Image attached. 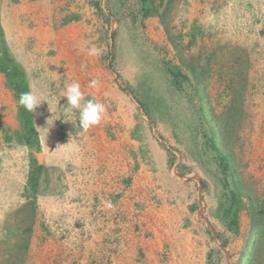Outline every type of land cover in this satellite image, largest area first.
Returning a JSON list of instances; mask_svg holds the SVG:
<instances>
[{
	"label": "rangeland",
	"instance_id": "obj_1",
	"mask_svg": "<svg viewBox=\"0 0 264 264\" xmlns=\"http://www.w3.org/2000/svg\"><path fill=\"white\" fill-rule=\"evenodd\" d=\"M102 1H98L100 5ZM191 2L203 6L197 15L190 12ZM108 4L117 10L116 18ZM151 5L157 10L151 17L157 21L146 23L137 14L141 8L138 0H104L105 13L100 15H107V22L101 18L107 29L98 28L93 36L109 40L106 58L111 56V61L107 63L130 104L148 122L156 123L154 128L166 133L168 151L176 150L202 175L210 209H204V214L218 222L219 247L234 264L249 229L247 196L255 205L264 206V0H166L164 8L163 0H151ZM43 55L29 61L28 68L32 91L48 102L35 109L33 122L45 129L54 120L47 143L38 150L33 144L0 137V264H70L64 252L63 258H56L51 242L66 239L61 247L65 250L69 239L80 237L81 242L86 232L84 222L51 220V211L38 217L36 202L35 207L31 205V179L37 178L36 198L43 191L40 196L47 198L43 200L47 205L51 193L63 192L66 181L63 171L67 167L62 163L41 167L42 152L50 162L49 155L63 144L55 139L65 140V147L73 148L82 133L77 117H67L72 123L56 119L63 112L66 98L62 96L69 80L63 72H56L50 49ZM0 57H4L1 45ZM170 70L185 76L179 77L178 86ZM210 139L215 149L210 148ZM206 141L211 167L205 162L202 166L190 153L194 142ZM216 154L226 157L240 190L238 234L227 232L215 217L222 193L214 174ZM71 225L78 237L67 236ZM229 237L234 240L223 246ZM217 255L221 259V251Z\"/></svg>",
	"mask_w": 264,
	"mask_h": 264
},
{
	"label": "crops",
	"instance_id": "obj_2",
	"mask_svg": "<svg viewBox=\"0 0 264 264\" xmlns=\"http://www.w3.org/2000/svg\"><path fill=\"white\" fill-rule=\"evenodd\" d=\"M98 1L0 0L3 39L10 57L23 68L29 90L28 62L50 49L52 64L57 73L67 76V86L79 82L84 100L100 102L106 109L99 124L82 130L78 145L66 148L65 140L55 139L63 144L49 155L50 162L42 152V168L62 163L67 172L63 171V194L51 193L49 205L40 196L43 191L36 198L38 217L51 211V220L73 224L77 219L86 231L79 242L72 225L67 227V236L79 239H69L65 250L61 247L66 239L52 241L56 247L52 253L57 259L66 253L70 264H230L219 247L218 222L204 214V209H210L202 175L176 150L168 151L166 133L130 104L107 63L111 61V56L106 58L109 40L93 36L96 29H107L102 21L107 22V15H100L105 13L104 0L102 5ZM195 3L190 12L197 15L203 6ZM156 21L154 17L144 20ZM92 46L99 49L98 56L87 54ZM93 79L99 81L96 87L89 86ZM17 106L0 73V137L19 130ZM34 126L42 150L49 136L36 122ZM228 239L226 247L234 240Z\"/></svg>",
	"mask_w": 264,
	"mask_h": 264
},
{
	"label": "trees",
	"instance_id": "obj_3",
	"mask_svg": "<svg viewBox=\"0 0 264 264\" xmlns=\"http://www.w3.org/2000/svg\"><path fill=\"white\" fill-rule=\"evenodd\" d=\"M120 1V0H119ZM141 3V8L137 12L139 14L140 20H144L151 17L154 14L151 0H138ZM113 4V2L111 3ZM108 4L110 13L112 17L116 18L117 10ZM150 7V8H149ZM113 36V35H112ZM0 45L3 51L4 57H0V73H3L7 80V85L14 92L16 101L18 102L21 93L28 92L29 87L25 77L23 68L15 63V61L8 54V50L3 39L2 27L0 24ZM171 71V70H170ZM175 80L174 83H179V77L184 78L180 73L170 72ZM18 104V103H17ZM18 107V122L19 130L16 131L11 138L6 135V141L16 139L17 142H22L24 145H35L36 149H40L38 135L34 126L33 116L31 112L26 111L23 107ZM209 141V140H207ZM207 141L198 143L194 142L192 145V150L190 151L193 159L199 162L203 166V162L212 165V161L208 158ZM212 145L210 148L215 149L213 146V140L210 139ZM214 163L216 164L217 171L214 173L215 176L219 178L222 193L219 196L217 215L215 216L218 221H221L226 231L231 234H238L239 232V210L241 207L240 200V190L235 183L233 178V172L230 165L227 162L226 157L221 155H214ZM211 171V168H209ZM229 178L232 180H229ZM37 178L31 179L30 184L32 187L33 196L31 197V205L35 207L36 202V188H37ZM229 180V182H228ZM36 181V182H35ZM206 187L203 182V189ZM248 197V213H249V229L244 238L243 246L241 249L240 256L236 263L234 264H264V206L263 204L255 205V201ZM242 208V207H241ZM226 243V242H225ZM225 243H222L225 246ZM26 250V248H25Z\"/></svg>",
	"mask_w": 264,
	"mask_h": 264
},
{
	"label": "clouds",
	"instance_id": "obj_4",
	"mask_svg": "<svg viewBox=\"0 0 264 264\" xmlns=\"http://www.w3.org/2000/svg\"><path fill=\"white\" fill-rule=\"evenodd\" d=\"M81 51H84V49H81ZM86 51L89 56H98L100 54L99 49L95 46L87 48ZM98 83V80L93 79L90 81L89 86L96 87ZM62 97L66 98V103L64 106H62L63 112L59 114L56 119L62 118L63 121L72 123V121L67 119V117L69 115L75 116L78 119L80 128L84 131L99 124L106 113L104 104L95 100H84V93L81 91V86L77 81H73L66 87ZM82 101L84 102L82 103ZM42 102H47V99L29 90L28 92L20 94L17 103L18 106L23 107L28 112L33 113L35 109L42 104ZM53 122L54 120L51 121L50 125L47 123L49 127H45L47 130L46 136L48 134L49 128L53 125Z\"/></svg>",
	"mask_w": 264,
	"mask_h": 264
},
{
	"label": "bare ground",
	"instance_id": "obj_5",
	"mask_svg": "<svg viewBox=\"0 0 264 264\" xmlns=\"http://www.w3.org/2000/svg\"><path fill=\"white\" fill-rule=\"evenodd\" d=\"M232 51V50H231ZM235 51V50H234ZM241 61V60H240ZM47 71V70H46ZM243 124V123H242ZM240 126H242V125H240ZM246 126V125H245Z\"/></svg>",
	"mask_w": 264,
	"mask_h": 264
}]
</instances>
